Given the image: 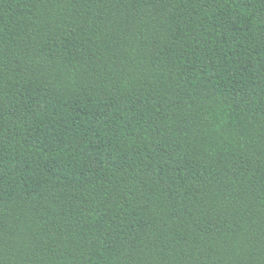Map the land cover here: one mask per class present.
<instances>
[{
  "label": "trees",
  "instance_id": "trees-1",
  "mask_svg": "<svg viewBox=\"0 0 264 264\" xmlns=\"http://www.w3.org/2000/svg\"><path fill=\"white\" fill-rule=\"evenodd\" d=\"M0 264H264V0H0Z\"/></svg>",
  "mask_w": 264,
  "mask_h": 264
}]
</instances>
